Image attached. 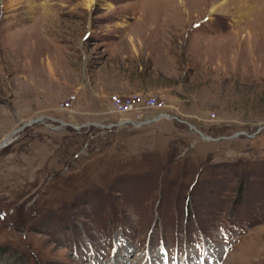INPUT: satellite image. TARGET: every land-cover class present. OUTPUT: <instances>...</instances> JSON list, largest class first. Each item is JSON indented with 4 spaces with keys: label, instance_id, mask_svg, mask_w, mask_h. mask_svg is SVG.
Here are the masks:
<instances>
[{
    "label": "rangeland",
    "instance_id": "1",
    "mask_svg": "<svg viewBox=\"0 0 264 264\" xmlns=\"http://www.w3.org/2000/svg\"><path fill=\"white\" fill-rule=\"evenodd\" d=\"M185 1L0 0V143L29 123L0 150V264H87L118 229L154 253L229 221L218 260L264 264V0ZM158 113L175 118L102 127Z\"/></svg>",
    "mask_w": 264,
    "mask_h": 264
},
{
    "label": "water",
    "instance_id": "2",
    "mask_svg": "<svg viewBox=\"0 0 264 264\" xmlns=\"http://www.w3.org/2000/svg\"><path fill=\"white\" fill-rule=\"evenodd\" d=\"M163 118H166V119H174L175 117L174 116H171V115H168V114H166V113H163V114H160V115H158V116H156V117H154L153 119H147V120H145V121H142V122H139V123H137V122H135V121H133V120H131V119H127V120H123V121H121L120 123H118V124H115V125H111V126H102L103 128H107V129H111V128H113V127H119V126H122V125H132V126H134V127H140V126H144V125H149V124H151V123H153V122H157V121H159V120H161V119H163ZM44 119H47V117H40V118H37V119H35V120H32L30 123H37V122H40V121H43ZM29 125V123H23L22 124V126H20V128H18L17 130H16V132H21L22 130H24V128L26 127V126H28ZM189 126L192 128V129H196L195 128V126H193V125H191V124H189ZM77 129H81V127H77ZM262 129H264V126H260L259 127V131H261ZM200 134H201V136L203 137V139H212V138H210V137H208V136H205V135H203L201 132H199ZM242 134H244V133H237V134H235L234 135V137H236V136H239V135H242ZM11 135V134H10ZM10 135L9 136H7L1 143H0V149H3V148H5L9 143H11L13 140H11V141H6L9 137H10Z\"/></svg>",
    "mask_w": 264,
    "mask_h": 264
},
{
    "label": "bare ground",
    "instance_id": "3",
    "mask_svg": "<svg viewBox=\"0 0 264 264\" xmlns=\"http://www.w3.org/2000/svg\"><path fill=\"white\" fill-rule=\"evenodd\" d=\"M179 2H180V6H186L187 5V3H186V1L185 0H178ZM228 1H230V3H232V4H235L236 2L238 3V9L239 10H241V11H244V13L243 14H245V12H249L250 11V9H248V2L250 1V0H225L224 1V4H219V5H217V6H215L213 9H212V12L214 13V12H217V11H219V10H221L223 7H224V5L225 4H227L228 3ZM21 2V0H16V4H18V3H20ZM15 4V3H14ZM13 4V5H14ZM93 5V2H90V4L88 5L89 6V8L91 7ZM236 7V6H235ZM20 132H16V130L10 135V137L6 140V141H11V140H15V138H16V136H18V134H19ZM120 263V262H119Z\"/></svg>",
    "mask_w": 264,
    "mask_h": 264
},
{
    "label": "built area",
    "instance_id": "4",
    "mask_svg": "<svg viewBox=\"0 0 264 264\" xmlns=\"http://www.w3.org/2000/svg\"><path fill=\"white\" fill-rule=\"evenodd\" d=\"M72 100H75V97H73ZM70 104L71 103H69V105ZM112 105L115 111L125 112V111H130L134 108V101L132 99L123 100L120 97L115 96L112 100Z\"/></svg>",
    "mask_w": 264,
    "mask_h": 264
}]
</instances>
